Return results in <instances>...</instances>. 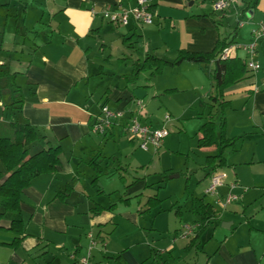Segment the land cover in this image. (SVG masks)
<instances>
[{"label":"crops","instance_id":"1","mask_svg":"<svg viewBox=\"0 0 264 264\" xmlns=\"http://www.w3.org/2000/svg\"><path fill=\"white\" fill-rule=\"evenodd\" d=\"M214 1L149 0L152 25L130 19L117 26L101 18L102 10L117 4L131 9L137 0H0V71L15 74L22 99L14 107L19 110L11 107L0 78V122L26 121L35 129L39 140L28 147L31 155L59 147L56 171L37 176L22 191L23 235L17 246H10L15 235L9 223L0 221V264H78L87 253L89 234L96 264H264V40L255 51L260 69L246 68L222 94L227 104L224 135L232 145L222 151L225 166L215 170L224 175L217 196L206 201L203 191V197L192 195L190 206L175 201L155 208L156 196L144 200L143 193L154 184L131 174L150 175V167L159 161L153 165L147 153L160 151H141L130 139L124 125L134 115L153 128L174 123L186 133L188 127L198 167L209 179L206 158L221 149L199 148L197 142L207 114L215 112V64L182 62L165 66L159 75L140 72L134 82L128 77L148 56L172 62L179 51L211 53L219 41L250 43L251 28L264 17V0H233L223 13L213 10ZM241 53L235 59L245 64ZM102 105L123 112L124 118L105 135H96L90 127ZM160 165L151 174L153 180ZM113 179L120 189L118 183L105 186ZM227 194L239 199L224 208L215 204ZM109 199L117 201L118 212ZM154 199L155 205L148 204ZM193 199L211 205L215 221L219 216L231 220L222 223L225 231L213 228L209 237H204L205 229L186 250L192 237L182 238L180 232L196 223ZM167 215L169 222L163 224Z\"/></svg>","mask_w":264,"mask_h":264},{"label":"trees","instance_id":"2","mask_svg":"<svg viewBox=\"0 0 264 264\" xmlns=\"http://www.w3.org/2000/svg\"><path fill=\"white\" fill-rule=\"evenodd\" d=\"M232 42L225 43L219 41L211 53H190L179 51L177 57L172 62L148 56L142 65L133 72L128 81L134 82L140 72L152 70L153 75H159L165 66L176 67L182 62L192 64L214 63L213 70L215 77V96L211 100L215 107L214 113L207 114L204 123L200 127L201 138L197 142L199 148L215 146L221 149L217 156L207 157L205 168L207 174H211L217 168L225 166L222 151L232 145V141L225 138V119L223 110L227 104L222 99L223 91L238 80L246 72V65L238 59L219 61L217 55ZM15 74L8 71H0V78L5 80V88L9 91L11 107L22 103L21 90L15 84ZM15 109V108H14ZM15 110H19L16 108ZM39 140L35 129L26 121L24 122H0V221L9 223L8 230L15 235L11 247L20 243L23 235V220L20 211L22 191L29 187L31 181L39 175L51 174L56 171L59 164V147L42 149L34 154H30L28 147ZM96 161V160H95ZM93 161L92 165L97 169L98 164ZM187 190V188H185ZM156 200L148 202L151 206L156 204ZM196 223L199 227L190 240L186 250L194 247L201 234L207 226L216 219V213L211 205L205 204L200 199H193Z\"/></svg>","mask_w":264,"mask_h":264},{"label":"built area","instance_id":"3","mask_svg":"<svg viewBox=\"0 0 264 264\" xmlns=\"http://www.w3.org/2000/svg\"><path fill=\"white\" fill-rule=\"evenodd\" d=\"M200 1V0H195ZM236 2L233 0H215L212 3V8L215 12L223 13ZM100 16L103 20L110 24L117 26H126L130 19H133L138 25H152L154 13L149 4V0H137L135 7L131 9H124L117 4L116 6L107 7L102 10ZM243 23H238L242 27ZM251 42L247 44L233 43L225 47L216 57L219 61H226L235 59L237 51H243L247 54L246 68L252 72H257L260 69L258 61L255 60V51L258 42L264 40V17L250 30ZM264 84V79H263ZM138 105L141 103L138 102ZM124 118L123 112L115 111L108 108L107 105L100 107L99 114L94 118L90 130L96 135H105L114 126L120 124ZM164 120H168L165 117ZM125 132L129 135L131 140L137 142V146L141 151L156 152L161 148L163 140L169 135V131L164 127L153 128L149 124L142 123L138 116H127V122L124 125ZM224 186V175L219 172H212L209 176V185L205 189V195L217 196V190ZM237 196L227 194L224 197H217L215 204H219L221 208L231 202L236 201ZM199 227L198 223L185 225L182 229L181 237L190 238L194 236L195 231ZM90 244L85 256L78 259V264H96L91 261L90 250L95 243L92 241L91 234L88 235ZM73 256H71L72 258Z\"/></svg>","mask_w":264,"mask_h":264},{"label":"rangeland","instance_id":"4","mask_svg":"<svg viewBox=\"0 0 264 264\" xmlns=\"http://www.w3.org/2000/svg\"><path fill=\"white\" fill-rule=\"evenodd\" d=\"M243 52V51H241ZM245 52H243L244 54ZM243 54L241 53V55L243 56ZM244 56H246V59L248 58L247 54L245 53ZM170 122V121H169ZM163 123H168V122H163ZM162 123H160V127ZM174 123L172 124H166V128H168L169 131V135L163 140L161 148L159 149V153L158 154H152V152L147 153L149 155V157H151V159H153V165L158 162L157 165L161 164V168L158 167V171L156 173L157 178L160 179V177L162 178V176L164 178L162 182L158 183L157 182V178H154V180L152 179L154 175L151 176L152 172L154 170L157 169V165L156 166H151L150 167V175L147 176V174L144 173H140V172H131L133 177H137L138 176H143L148 180L149 184H154L151 185V187H147L143 193L144 194V200H147L148 197H153L156 196L155 198H157V200L159 201L157 203V206L155 208H158L160 204L159 208H167L169 207L171 204H175V201L177 202H190L192 201V197L194 196H200L203 197V191L205 192V189L208 187L209 185V179L205 176L204 172L201 170V168L198 167V161L199 158L197 156V154H195L194 151V147H193V142H194V136L188 131V127H186L187 132L184 133L183 131H178L176 129V127H178V125L173 126ZM164 126V127H165ZM179 128V127H178ZM190 128V125H189ZM166 142V144H165ZM188 147H190L191 151L188 152L187 149ZM177 169V170H181L180 172V177L178 178H170L172 175H170L171 171H165L163 172V169ZM136 171H138L139 169H135ZM159 173H161L159 175ZM227 173L229 174L230 172L227 171ZM131 175H129L127 181L131 182L134 178ZM189 183H188V179ZM161 179V180H162ZM165 179V180H164ZM120 181V180H119ZM118 183V187H116L117 189H120V185L121 183L118 182L117 179H113L112 182H106L105 181V186L110 184L111 188L114 187V184ZM187 184V189L185 190L184 186ZM189 184V185H188ZM191 184V185H190ZM154 186V187H153ZM115 188H113L112 190H114ZM116 189V190H117ZM193 193V194H192ZM193 195V196H192ZM237 195V194H235ZM206 197H203L206 201H208L209 199L213 198L210 195H205ZM238 196V195H237ZM211 197V198H210ZM239 199V196L237 197ZM237 199V200H238ZM180 200V201H179ZM108 204L111 203H116V200H108ZM238 202V201H237ZM235 202V203H237ZM190 204L188 203V205L190 206ZM117 209L116 212L119 211L120 207L119 204L116 203ZM114 206V207H115ZM153 210V209H152ZM131 211V210H129ZM241 212V211H238ZM229 214L235 216V215H241V213H237V214H233L228 212ZM233 216L231 217L233 219ZM149 219H152L151 216H148ZM238 217V216H235ZM162 223L163 224H167L169 222L170 217L167 216H162ZM193 218L192 216L189 217V221H191ZM118 219H116L115 221H117ZM229 220H231L230 218H221L219 216L218 220H214L213 224H209V226L206 228V234L204 237H209L210 234L212 233L211 230H213V228H216V230H220V231H225L226 229L222 228V223L224 222H228ZM236 220V219H233ZM244 220V219H243ZM156 224L159 228H161V221H160V217L156 218ZM235 227L234 230L237 228V222L235 221ZM121 235V233L119 231L116 232L114 238L116 242H118L119 236ZM214 239V238H213ZM211 240L212 242H214V240ZM184 262V261H183Z\"/></svg>","mask_w":264,"mask_h":264},{"label":"water","instance_id":"5","mask_svg":"<svg viewBox=\"0 0 264 264\" xmlns=\"http://www.w3.org/2000/svg\"><path fill=\"white\" fill-rule=\"evenodd\" d=\"M178 177V175H174V176H171L170 178H177Z\"/></svg>","mask_w":264,"mask_h":264}]
</instances>
